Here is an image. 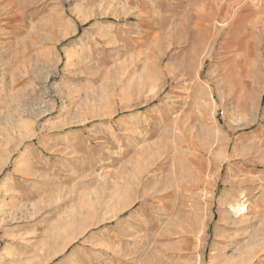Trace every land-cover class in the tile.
<instances>
[{"label": "rangeland", "instance_id": "obj_1", "mask_svg": "<svg viewBox=\"0 0 264 264\" xmlns=\"http://www.w3.org/2000/svg\"><path fill=\"white\" fill-rule=\"evenodd\" d=\"M0 264H264V0H0Z\"/></svg>", "mask_w": 264, "mask_h": 264}, {"label": "bare ground", "instance_id": "obj_2", "mask_svg": "<svg viewBox=\"0 0 264 264\" xmlns=\"http://www.w3.org/2000/svg\"><path fill=\"white\" fill-rule=\"evenodd\" d=\"M249 207L245 206L244 204H241L240 206H238L237 208H235L234 210L236 212H241L242 214H245V212H248Z\"/></svg>", "mask_w": 264, "mask_h": 264}]
</instances>
